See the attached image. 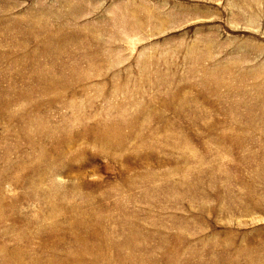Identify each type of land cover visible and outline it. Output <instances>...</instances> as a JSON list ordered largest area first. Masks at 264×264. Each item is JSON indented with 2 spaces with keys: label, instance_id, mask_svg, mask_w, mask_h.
<instances>
[{
  "label": "rangeland",
  "instance_id": "rangeland-1",
  "mask_svg": "<svg viewBox=\"0 0 264 264\" xmlns=\"http://www.w3.org/2000/svg\"><path fill=\"white\" fill-rule=\"evenodd\" d=\"M0 264H264V0H0Z\"/></svg>",
  "mask_w": 264,
  "mask_h": 264
},
{
  "label": "bare ground",
  "instance_id": "bare-ground-1",
  "mask_svg": "<svg viewBox=\"0 0 264 264\" xmlns=\"http://www.w3.org/2000/svg\"><path fill=\"white\" fill-rule=\"evenodd\" d=\"M50 37H51V35H50ZM58 38V37H57ZM56 39V38H55ZM64 39H66V37H64ZM176 92V91H175ZM186 101V104H187V100H185ZM185 101H183L184 103H185ZM182 102V103H183ZM186 104H183V105H181V107H183L184 105H186ZM188 105V104H187ZM180 108V107H179ZM189 108V107H188ZM89 119V118H88ZM106 128H109V125H107V126H105ZM42 135V134H41ZM67 155V154H66ZM180 184H181V182H180ZM83 223V222H82ZM87 225V224H86ZM78 236V235H77ZM83 237V236H82ZM77 238V237H76ZM80 238V237H79ZM79 238L77 239V240H79ZM84 238V237H83ZM87 239V238H86ZM78 242V241H77ZM85 245V244H84ZM16 249H18V248H13L12 249V251H11V253H12V255L14 256V259L13 260H19L18 261V263L20 262V260L21 259H19L18 258V256L17 257H15L16 255H18V251L16 252L15 250ZM23 259V258H22Z\"/></svg>",
  "mask_w": 264,
  "mask_h": 264
}]
</instances>
